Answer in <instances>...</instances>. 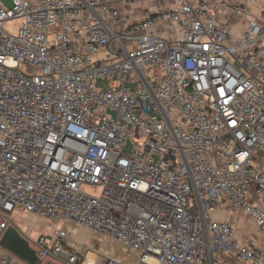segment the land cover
Wrapping results in <instances>:
<instances>
[{
  "label": "built area",
  "instance_id": "1",
  "mask_svg": "<svg viewBox=\"0 0 264 264\" xmlns=\"http://www.w3.org/2000/svg\"><path fill=\"white\" fill-rule=\"evenodd\" d=\"M8 1L0 240L12 226L41 264H122L83 255L63 229L30 246L11 224L18 212L118 241L137 264H219L223 251L264 264L263 250L213 218L226 203L264 231L248 200L251 187L264 197L254 165L255 153L264 158V29L249 8L230 1L246 24L234 38L213 0H170L183 3L139 22L99 0ZM0 264L25 263L0 246Z\"/></svg>",
  "mask_w": 264,
  "mask_h": 264
},
{
  "label": "crops",
  "instance_id": "2",
  "mask_svg": "<svg viewBox=\"0 0 264 264\" xmlns=\"http://www.w3.org/2000/svg\"><path fill=\"white\" fill-rule=\"evenodd\" d=\"M99 1L110 4L115 9L127 14L134 22L141 21L147 11L151 14H156L159 11L171 10L175 8L176 5H181L183 3V1L174 3L170 0H162L159 2L156 0H139L137 3H122L120 0ZM188 1L193 5L197 2V0ZM230 1L231 0H213L217 9V22L226 25L232 37L239 38L244 32L246 24L244 17L239 16L232 11L229 6ZM234 1L239 4L246 5L250 11V17L257 20L264 29V0H255L253 3H251L250 0ZM254 165L260 170H264V158L261 153H255ZM248 200L252 206L264 212V197H258L255 194L253 187L250 188ZM214 220L216 222L232 223L238 240L251 247L264 251V231L261 230L256 225L254 220L242 210H236L231 205L226 203L221 204L219 217L218 219L214 218ZM67 233L71 238L75 235V233L71 230L67 231ZM71 238L70 240L73 242V239ZM217 257L220 261L219 264H241L236 262L234 256L230 252H220Z\"/></svg>",
  "mask_w": 264,
  "mask_h": 264
},
{
  "label": "rangeland",
  "instance_id": "3",
  "mask_svg": "<svg viewBox=\"0 0 264 264\" xmlns=\"http://www.w3.org/2000/svg\"><path fill=\"white\" fill-rule=\"evenodd\" d=\"M19 20H12L5 24V28L14 34L16 27L19 25ZM89 193L98 194L99 190L90 191ZM220 214V205L216 206L215 213L213 214L215 219H218ZM11 224L20 230L25 238L32 243H35L37 239L43 237L47 242L51 243L54 241V232L56 230L73 231L74 237L68 238L73 239V243L79 245L80 249L85 255L87 252H99V254L106 259L111 261H121L122 264H137V254L133 252L128 246L120 244L118 241L104 238L99 233H91L84 227H77L71 222L64 223L58 219L46 220L42 217L35 218L27 213L14 212L10 215ZM35 218V219H34ZM76 231V232H74ZM29 234V237H26ZM32 248V246H31ZM91 258V256H89ZM44 264H62L60 261H49Z\"/></svg>",
  "mask_w": 264,
  "mask_h": 264
},
{
  "label": "water",
  "instance_id": "4",
  "mask_svg": "<svg viewBox=\"0 0 264 264\" xmlns=\"http://www.w3.org/2000/svg\"><path fill=\"white\" fill-rule=\"evenodd\" d=\"M5 6L11 7L8 0H1ZM0 246L6 251L15 255L25 264H41V261L36 256L35 252L29 247L26 240L14 228L9 227L0 240Z\"/></svg>",
  "mask_w": 264,
  "mask_h": 264
}]
</instances>
